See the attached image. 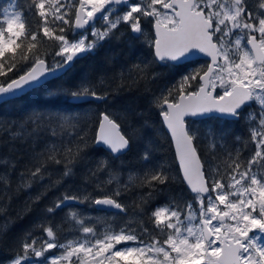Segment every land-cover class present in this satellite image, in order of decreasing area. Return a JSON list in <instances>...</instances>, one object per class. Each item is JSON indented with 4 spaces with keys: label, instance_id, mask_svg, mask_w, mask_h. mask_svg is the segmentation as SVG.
<instances>
[{
    "label": "snow or ice",
    "instance_id": "snow-or-ice-1",
    "mask_svg": "<svg viewBox=\"0 0 264 264\" xmlns=\"http://www.w3.org/2000/svg\"><path fill=\"white\" fill-rule=\"evenodd\" d=\"M24 4L20 8L13 3L0 12V102L37 89L50 78L58 79L121 24L135 41L145 35L142 21L151 23L155 35L150 47L159 62L175 64L197 52L211 62L183 76L176 96L173 89H166L153 101L174 142L191 200L181 194L147 209L154 195L164 191L161 186L175 177L165 165H151L149 141L139 154L142 174L129 173L123 182L107 157L121 160L137 137L123 131L116 116L107 111L99 114L91 141L76 118L62 114L47 119L34 116L31 129L21 125L10 131L13 141L39 138L41 132L54 138L40 151L33 150L18 174L16 192L50 177L49 165H62V171L48 188L73 177L90 143L104 148L107 157L89 168L84 178L85 185H93L102 195L94 196L87 188L64 191L44 209L48 215L19 239L9 264H264V0H24ZM49 42L54 49L51 64L49 53L42 51ZM135 67L143 73L147 65ZM50 92L72 101L109 98L90 81ZM214 115L232 121L243 116L249 135L242 143L245 149L254 145L249 156L243 157L244 149L239 147L228 148L226 130L202 132L185 119ZM235 141L241 142V137ZM201 143L213 153L219 147L224 155L207 163L199 155ZM0 167L5 168L0 172V200H10L16 162L3 157ZM133 186L148 192L133 202L134 213L128 216L131 205L118 198ZM40 199L37 195L34 202ZM69 202H87L107 212L93 222L69 208L64 223L71 235H65L53 216ZM4 210L0 206V213ZM112 210L125 214L127 220L115 224L118 213ZM54 249L57 252L48 255Z\"/></svg>",
    "mask_w": 264,
    "mask_h": 264
},
{
    "label": "trees",
    "instance_id": "trees-1",
    "mask_svg": "<svg viewBox=\"0 0 264 264\" xmlns=\"http://www.w3.org/2000/svg\"><path fill=\"white\" fill-rule=\"evenodd\" d=\"M10 3L12 0H0V12L6 9ZM15 3L20 8L25 7L24 0H15ZM147 19L145 18V20ZM142 26L145 35L132 41L130 40L132 34L127 30V26L121 24L110 39L101 41L97 48L79 58L74 66L58 79L51 80L19 98L0 104V158L7 157L16 162V169L11 173L13 181L10 192L11 199L5 197L0 200V206L5 209L3 213H0V229H2L0 231V264H9L16 254L19 239L29 230H33L34 226L48 215L44 209L50 206L58 196H62L64 191L74 192L78 188L81 190L87 188L94 196L102 195L99 191L94 190L93 185L84 183L88 169L94 168L101 158L107 157L105 149L91 143L85 151L86 159L75 166L73 177L48 188L50 183H54L59 178L62 171V165H49L50 177H45L43 181L35 183L30 189L15 191V186L19 182L18 174L24 170L33 150L40 151L46 142L54 139L46 132H41L39 138L31 140L17 139L13 141L11 139L10 131L19 129L21 125L31 129L30 118L34 116L47 119L49 115H70L79 121L80 128L87 131V138L91 141L95 135L99 114L105 111L113 114L121 123L123 131L129 134L134 132L137 137L132 143L131 151L121 160L107 157L110 167L120 172L121 180L127 182L129 173L142 174L144 163L139 159V154L144 144L149 141L153 146L151 165L163 164L165 171L175 177L174 180L161 186L164 191L154 195V198L146 206L147 209L151 210L167 202L170 197H179L181 194L186 200H191L192 194L183 181L173 142L153 101L166 89H173V96H176V87L182 77L194 69L203 68L206 64L204 61H192L182 65L159 62L154 58L153 47H150V42L154 38L153 25L142 21ZM122 34L123 36L119 37ZM45 50L49 53L47 60L51 64L53 60L51 53L54 49L50 42L43 46L42 51ZM135 65H140L141 68L147 65V68L141 73ZM82 81H90L101 93L107 92L108 100L75 104L62 94H51L50 92L51 89L61 85L73 88ZM172 86L175 87L170 88ZM193 86H195V82H193ZM247 111L246 108L245 113ZM187 123L202 132L209 128L226 130L228 148L231 150L237 147L244 149L243 157L249 156L250 149L254 147V145H248V148L245 149L242 143L248 139L249 135L243 116L239 121L209 117L203 120H188ZM236 136L241 137V142L235 141ZM199 155L207 163H214L213 156L220 159L224 155V151L217 147L214 153L210 152L207 144L201 143ZM4 171L5 168L0 167V172ZM101 176L104 179L107 178L103 173ZM147 192V188L133 186L118 198L125 204L131 205L128 208V216L134 213L133 202L141 194ZM37 195H41V199L34 202ZM69 208L78 210L82 215L92 217L93 222L95 217L106 215V212L99 211L96 206L87 202L83 204L72 202L69 206L58 209L53 216L54 222L64 227L65 235H71L67 231L68 225L64 223ZM107 219L111 221L112 216L108 214ZM144 219L147 222L146 216ZM126 220L125 214L118 213V218L113 222L119 225ZM98 227L102 230V225H98ZM56 252L57 250H53V254Z\"/></svg>",
    "mask_w": 264,
    "mask_h": 264
},
{
    "label": "water",
    "instance_id": "water-1",
    "mask_svg": "<svg viewBox=\"0 0 264 264\" xmlns=\"http://www.w3.org/2000/svg\"><path fill=\"white\" fill-rule=\"evenodd\" d=\"M154 29V28H153ZM154 35H155V30H154ZM85 56V54L84 55H82V57H84ZM81 57V58H82ZM198 59H205V60H209L210 62H211V58L210 57H208V56H206V55H204L203 53H199V52H197L196 53V55L195 56H191L190 55V58H188V59H183V60H181L180 62H178V63H175L174 65H180V64H184V63H186V62H188V61H193V60H198ZM172 63V62H171ZM173 64V63H172ZM66 72H64V73H62V74H60L59 75V77H61L62 75H64ZM52 79L50 78V80L49 81H51ZM48 81V82H49ZM45 83H47V82H45ZM44 83V84H45ZM43 84V85H44ZM32 90H34V89H31V90H28L27 92H25L24 94H26V93H28V92H30V91H32ZM24 94H22V95H24ZM21 95V96H22ZM20 97V96H19ZM10 100H13V99H10ZM9 100V101H10ZM91 101H95V100H91ZM71 102L72 103H75V104H80V103H86V102H90V101H72L71 100ZM96 102H98V101H96ZM102 102V101H101ZM2 103H4V102H0V104H2ZM215 116V115H214ZM207 117H211V116H204V117H199V116H197V117H186L185 119H203V118H207ZM216 117H218V116H216ZM166 127V126H165ZM167 130V129H166ZM168 132V131H167ZM173 144H174V142H173ZM99 147V146H98ZM174 147H175V145H174ZM104 149V148H103ZM177 161H178V164H179V160H178V158H177ZM182 172V171H181ZM182 176H183V174H182ZM185 184H186V182H185ZM186 186H187V184H186ZM72 202H69L67 205H65L64 207H67V206H69L70 204H71ZM96 208L99 210V211H107V210H103V209H101V208H99L98 206H96ZM112 212H118V210H112Z\"/></svg>",
    "mask_w": 264,
    "mask_h": 264
},
{
    "label": "rangeland",
    "instance_id": "rangeland-1",
    "mask_svg": "<svg viewBox=\"0 0 264 264\" xmlns=\"http://www.w3.org/2000/svg\"><path fill=\"white\" fill-rule=\"evenodd\" d=\"M133 2H135V0H133ZM13 3H15V0H12V3H10L6 8H7V9H11L12 6H13ZM120 26H121V25H120ZM96 27H97V28H101L102 25H101V24H97ZM116 30H117V29H116ZM116 30H115V31H116ZM115 31H114V33H115ZM112 36H113V35H112ZM112 36H110L109 39H110ZM122 36H123V34L120 35L119 37H122ZM119 37H118V38H119ZM105 40H106V39H105ZM56 59L58 60V59H60V58H59V57H56ZM174 84H176V83L174 82ZM174 87H175V86H172V87H170V88H174ZM217 90H219V91L222 92V90L219 89V88H218ZM125 116H126L127 118H129V116H127V115H125ZM118 247H123V245L118 246ZM54 250H55V249H54ZM52 254H53V250H52V253H49L48 255H52Z\"/></svg>",
    "mask_w": 264,
    "mask_h": 264
},
{
    "label": "bare ground",
    "instance_id": "bare-ground-1",
    "mask_svg": "<svg viewBox=\"0 0 264 264\" xmlns=\"http://www.w3.org/2000/svg\"><path fill=\"white\" fill-rule=\"evenodd\" d=\"M27 94V93H26ZM25 95V94H24ZM23 96V95H22ZM21 97V96H20ZM17 98H19V97H17ZM16 99V98H15Z\"/></svg>",
    "mask_w": 264,
    "mask_h": 264
},
{
    "label": "flooded vegetation",
    "instance_id": "flooded-vegetation-1",
    "mask_svg": "<svg viewBox=\"0 0 264 264\" xmlns=\"http://www.w3.org/2000/svg\"><path fill=\"white\" fill-rule=\"evenodd\" d=\"M205 62H207V61H205Z\"/></svg>",
    "mask_w": 264,
    "mask_h": 264
}]
</instances>
